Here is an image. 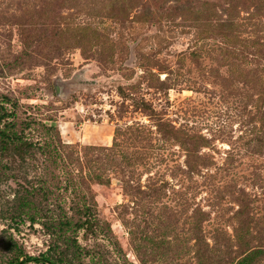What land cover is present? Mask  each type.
<instances>
[{"label":"rangeland","instance_id":"1","mask_svg":"<svg viewBox=\"0 0 264 264\" xmlns=\"http://www.w3.org/2000/svg\"><path fill=\"white\" fill-rule=\"evenodd\" d=\"M264 264V0H0V264Z\"/></svg>","mask_w":264,"mask_h":264},{"label":"trees","instance_id":"2","mask_svg":"<svg viewBox=\"0 0 264 264\" xmlns=\"http://www.w3.org/2000/svg\"><path fill=\"white\" fill-rule=\"evenodd\" d=\"M17 259L15 261L9 262V264L22 263V262H17ZM27 261H34V262L40 261V262H44V263H47V264H55L54 262L49 261L47 258H44L43 256L41 258H33V257H30V256L29 257L28 256H25L24 262H27Z\"/></svg>","mask_w":264,"mask_h":264}]
</instances>
